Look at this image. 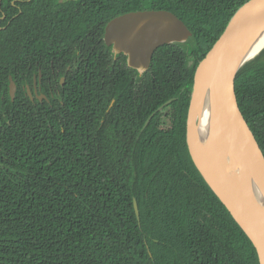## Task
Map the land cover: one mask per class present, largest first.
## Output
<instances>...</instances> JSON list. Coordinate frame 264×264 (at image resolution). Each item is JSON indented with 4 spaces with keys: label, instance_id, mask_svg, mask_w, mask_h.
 <instances>
[{
    "label": "trees",
    "instance_id": "16d2710c",
    "mask_svg": "<svg viewBox=\"0 0 264 264\" xmlns=\"http://www.w3.org/2000/svg\"><path fill=\"white\" fill-rule=\"evenodd\" d=\"M246 1L0 0V264H260L186 138L196 68ZM144 9L174 12L192 36L141 73L104 32ZM69 52L82 62L64 104L11 101L9 76ZM236 84L264 151V48Z\"/></svg>",
    "mask_w": 264,
    "mask_h": 264
},
{
    "label": "water",
    "instance_id": "95a60500",
    "mask_svg": "<svg viewBox=\"0 0 264 264\" xmlns=\"http://www.w3.org/2000/svg\"><path fill=\"white\" fill-rule=\"evenodd\" d=\"M264 30V0H247L199 62L186 119L189 153L201 175L253 242L264 264V151L239 103L237 74L253 55V42ZM188 25L166 9H144L115 16L105 26L104 41L114 54L124 53L129 67L144 72L164 44L186 42ZM192 64V61L190 62ZM16 84L11 78L10 92ZM148 118L149 124L156 112ZM210 125L200 132V112ZM135 211L140 220L137 200Z\"/></svg>",
    "mask_w": 264,
    "mask_h": 264
},
{
    "label": "flooded vegetation",
    "instance_id": "af4514ba",
    "mask_svg": "<svg viewBox=\"0 0 264 264\" xmlns=\"http://www.w3.org/2000/svg\"><path fill=\"white\" fill-rule=\"evenodd\" d=\"M3 17H5V15ZM116 56L117 54L115 55V57ZM78 60L79 63L82 62L81 57L76 58L74 53H70V55H68L67 53L59 57V63H56L54 62V60H51L49 66L47 63H43V64L28 63L26 67H28L29 69L35 68L36 71L29 70L26 72H21V75L23 76V81H22L23 83L18 84L16 81H14L16 84L14 96H12L10 92V82L12 76H9L10 82H9L8 94L10 96L11 101H14L16 97L19 95L23 99L31 101L33 103L43 102L45 100L47 102L54 101L64 104V101H66V96L64 95L65 86L69 82V73L72 70V64L70 62L74 61L75 63L78 62ZM4 98L5 96L1 95V99ZM172 100L173 99H170L171 102ZM145 124L142 129L145 128Z\"/></svg>",
    "mask_w": 264,
    "mask_h": 264
},
{
    "label": "bare ground",
    "instance_id": "6f19581e",
    "mask_svg": "<svg viewBox=\"0 0 264 264\" xmlns=\"http://www.w3.org/2000/svg\"><path fill=\"white\" fill-rule=\"evenodd\" d=\"M253 55L264 46V30L261 31L253 42ZM258 55V54H257ZM208 110L204 107L200 112V132L205 133L210 125V116Z\"/></svg>",
    "mask_w": 264,
    "mask_h": 264
}]
</instances>
